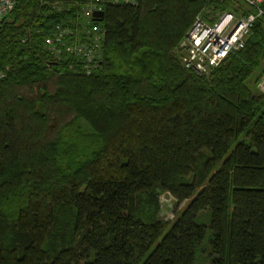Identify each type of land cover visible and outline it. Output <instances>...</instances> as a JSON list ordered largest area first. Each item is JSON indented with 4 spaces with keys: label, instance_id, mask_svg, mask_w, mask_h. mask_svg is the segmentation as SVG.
Listing matches in <instances>:
<instances>
[{
    "label": "trees",
    "instance_id": "1",
    "mask_svg": "<svg viewBox=\"0 0 264 264\" xmlns=\"http://www.w3.org/2000/svg\"><path fill=\"white\" fill-rule=\"evenodd\" d=\"M13 1L0 20V264L201 252L264 264V91L247 85L264 2L243 48L197 74L178 44L197 14L249 13L240 0ZM162 193L186 202L169 224Z\"/></svg>",
    "mask_w": 264,
    "mask_h": 264
},
{
    "label": "built area",
    "instance_id": "2",
    "mask_svg": "<svg viewBox=\"0 0 264 264\" xmlns=\"http://www.w3.org/2000/svg\"><path fill=\"white\" fill-rule=\"evenodd\" d=\"M112 4H134L135 0H104ZM221 1V0H220ZM249 13L222 12L212 21H205L197 14L178 44L181 67L197 74H207L218 67L232 52L243 48L244 39L250 35L256 21L263 16L260 6L264 0H240ZM14 7L13 0H0V20ZM95 9L87 8L86 13ZM264 91V79L258 85Z\"/></svg>",
    "mask_w": 264,
    "mask_h": 264
},
{
    "label": "rangeland",
    "instance_id": "3",
    "mask_svg": "<svg viewBox=\"0 0 264 264\" xmlns=\"http://www.w3.org/2000/svg\"><path fill=\"white\" fill-rule=\"evenodd\" d=\"M262 34H263V40H264V24L262 23V26L260 27ZM256 77H259V82L264 79V57L261 60L260 66L256 71L253 72V77H251L249 80H247V85H253ZM258 87V85H257ZM159 203H160V212H159V219L166 224L171 223V221L174 219L175 215L178 214L179 211H181L184 208L185 201L178 203L176 200H174L170 195L166 193H162L159 196ZM200 214L198 216V221L204 225L208 226V220L204 219L203 216ZM205 240L203 241L204 244L206 243L207 237H208V230H206ZM206 255V254H205ZM205 255H202L201 253H197L195 256V264H208V258H205Z\"/></svg>",
    "mask_w": 264,
    "mask_h": 264
},
{
    "label": "water",
    "instance_id": "4",
    "mask_svg": "<svg viewBox=\"0 0 264 264\" xmlns=\"http://www.w3.org/2000/svg\"><path fill=\"white\" fill-rule=\"evenodd\" d=\"M103 18V12L101 10H93L90 13V19L92 22H101Z\"/></svg>",
    "mask_w": 264,
    "mask_h": 264
}]
</instances>
